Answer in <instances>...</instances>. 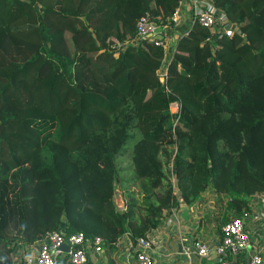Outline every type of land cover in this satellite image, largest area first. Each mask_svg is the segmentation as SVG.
Wrapping results in <instances>:
<instances>
[{
    "label": "trees",
    "instance_id": "trees-1",
    "mask_svg": "<svg viewBox=\"0 0 264 264\" xmlns=\"http://www.w3.org/2000/svg\"><path fill=\"white\" fill-rule=\"evenodd\" d=\"M213 2L233 33L194 20L162 82L165 47L135 24L172 25L179 0H0V264L58 230L101 237L112 264L123 237L150 238L209 185L226 211L250 210L264 192V0ZM83 98L106 117L78 132Z\"/></svg>",
    "mask_w": 264,
    "mask_h": 264
},
{
    "label": "crops",
    "instance_id": "crops-1",
    "mask_svg": "<svg viewBox=\"0 0 264 264\" xmlns=\"http://www.w3.org/2000/svg\"><path fill=\"white\" fill-rule=\"evenodd\" d=\"M207 1L214 5L213 0ZM193 10L194 5L189 1L185 0L179 5L175 22L167 28L170 35L168 42L170 46L165 48L166 53L161 68L166 70V63L177 37L185 33L193 22ZM113 54L116 56L115 52ZM116 192L121 195L125 202L120 185H117ZM228 199V196L209 185L194 205L189 206L181 203L175 210V216L161 223L150 234L152 241V247L149 250L151 264H220V256L215 251V245L220 239L221 226L225 222L224 216L228 220L232 216L240 215L234 210L226 211L225 203ZM261 210V195L250 199V210L247 211L246 215H242L250 242L244 252L230 256V262L234 258L236 262L245 261L253 253H260L264 257V219ZM195 238H201L208 244L210 250L206 256H201L195 251L193 247V239ZM40 241L18 244L16 250L13 249L8 264H26L27 255L35 258ZM105 258L106 255L103 250L101 253L91 251L88 264H108ZM32 264L36 263L33 262ZM112 264H138L128 236L123 237L118 242V253L115 255Z\"/></svg>",
    "mask_w": 264,
    "mask_h": 264
},
{
    "label": "built area",
    "instance_id": "built-area-1",
    "mask_svg": "<svg viewBox=\"0 0 264 264\" xmlns=\"http://www.w3.org/2000/svg\"><path fill=\"white\" fill-rule=\"evenodd\" d=\"M30 2L37 8L41 7L38 0H24ZM185 0H179L178 6L172 16V21L175 22V15L178 12V7ZM194 5L192 11L193 21L196 20L201 26L206 27L212 33L231 35L234 30L233 23H231L223 10H220L216 5L207 0H186ZM170 24H159L152 20L148 12L138 17L135 29L136 37L139 39L147 38L157 45L168 48L170 35L167 28ZM123 44L119 39L114 40L113 48L116 55L118 54L119 45ZM160 81L165 82L166 70L162 68L159 74ZM181 102L179 99L173 101L170 105L174 110L179 111ZM262 210L261 215L264 219V192L261 194ZM175 211L169 217L172 219L175 216ZM248 212L230 217L221 226V235L219 242L215 245V251L220 256V264H230L229 257L236 256L244 252L250 242L249 233L243 222L242 215ZM168 218V219H169ZM67 243L69 249L64 251L62 245ZM152 247L150 238L139 237L135 246L132 248L138 264H151V257L149 250ZM193 247L195 251L201 255L206 256L209 253L208 244L201 238L193 239ZM87 250L94 253H101L103 250L101 237L94 239L87 238L82 232L67 234L63 230L51 231L41 239L38 245L35 258L27 255L25 258L26 264H61V258L65 253L69 255V264H86ZM236 264H264V257L260 253H253L245 261L236 262Z\"/></svg>",
    "mask_w": 264,
    "mask_h": 264
},
{
    "label": "rangeland",
    "instance_id": "rangeland-1",
    "mask_svg": "<svg viewBox=\"0 0 264 264\" xmlns=\"http://www.w3.org/2000/svg\"><path fill=\"white\" fill-rule=\"evenodd\" d=\"M43 33H44V37H46V33L44 32L43 30ZM92 93H85L84 96L86 95H91ZM97 100L96 99H93V98H83L82 99V109H83V117L81 119L78 120L77 122V131L80 132V131H83V129L85 128H88L89 127V124L90 122H92V120L95 118V117H91V115H101L102 118H105V107L104 106H101L99 107L97 104H96ZM122 158V157H120ZM125 161V165L127 164V160L125 157H123Z\"/></svg>",
    "mask_w": 264,
    "mask_h": 264
},
{
    "label": "water",
    "instance_id": "water-1",
    "mask_svg": "<svg viewBox=\"0 0 264 264\" xmlns=\"http://www.w3.org/2000/svg\"><path fill=\"white\" fill-rule=\"evenodd\" d=\"M113 200H114V202H115L117 207L121 208V207L124 206V201H123L121 195L118 192H116V191H115V195L113 197ZM62 247H63L65 252H67L68 249H69V245L67 243H64L62 245ZM230 264H236L235 258H234L233 261L230 262Z\"/></svg>",
    "mask_w": 264,
    "mask_h": 264
}]
</instances>
